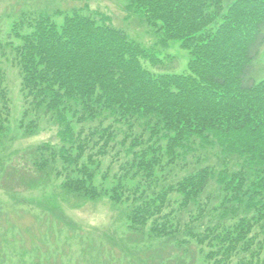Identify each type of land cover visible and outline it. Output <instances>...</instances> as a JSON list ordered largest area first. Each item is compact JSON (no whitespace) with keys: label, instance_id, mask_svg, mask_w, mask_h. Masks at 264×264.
<instances>
[{"label":"trees","instance_id":"1","mask_svg":"<svg viewBox=\"0 0 264 264\" xmlns=\"http://www.w3.org/2000/svg\"><path fill=\"white\" fill-rule=\"evenodd\" d=\"M228 1L127 0L188 51L182 74H152L154 53L77 11L61 25L47 15L14 24L18 129L33 135L43 114L60 140L36 147L27 172L9 167L15 177L125 205L129 231L194 243L209 264H264V79L251 76L264 0ZM11 111L0 67V147ZM188 158L195 172L180 177Z\"/></svg>","mask_w":264,"mask_h":264},{"label":"rangeland","instance_id":"2","mask_svg":"<svg viewBox=\"0 0 264 264\" xmlns=\"http://www.w3.org/2000/svg\"><path fill=\"white\" fill-rule=\"evenodd\" d=\"M74 11L124 32L130 40L157 53V66L144 63L152 74L187 70L188 52L178 43L164 41L127 0H0V67L12 110L0 147V264H204L195 244L181 247L176 240L160 241L129 231L125 205H115L108 198L79 201L58 188L57 182L43 179L28 189L10 170L27 172L29 155L36 147L59 145L60 140L59 127L43 114L35 135L25 136L18 129L24 104L19 66L9 47L10 42L18 44L9 33L14 23L41 14L61 25ZM262 53L264 45L254 64L252 77L256 81L264 78ZM187 163L180 177L195 172L193 160L188 158ZM107 165L108 161L104 167Z\"/></svg>","mask_w":264,"mask_h":264},{"label":"clouds","instance_id":"3","mask_svg":"<svg viewBox=\"0 0 264 264\" xmlns=\"http://www.w3.org/2000/svg\"><path fill=\"white\" fill-rule=\"evenodd\" d=\"M262 56H264V53H262Z\"/></svg>","mask_w":264,"mask_h":264}]
</instances>
